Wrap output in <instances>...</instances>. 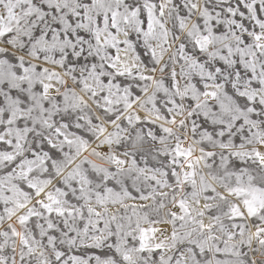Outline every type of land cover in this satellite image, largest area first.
<instances>
[{
	"label": "snow or ice",
	"instance_id": "1",
	"mask_svg": "<svg viewBox=\"0 0 264 264\" xmlns=\"http://www.w3.org/2000/svg\"><path fill=\"white\" fill-rule=\"evenodd\" d=\"M0 264H264V0H0Z\"/></svg>",
	"mask_w": 264,
	"mask_h": 264
}]
</instances>
